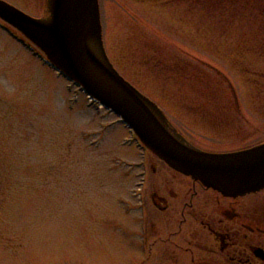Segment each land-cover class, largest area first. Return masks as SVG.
Wrapping results in <instances>:
<instances>
[{"label":"rangeland","instance_id":"374dc122","mask_svg":"<svg viewBox=\"0 0 264 264\" xmlns=\"http://www.w3.org/2000/svg\"><path fill=\"white\" fill-rule=\"evenodd\" d=\"M261 2L99 0L105 51L189 143L261 142ZM16 7L46 14L45 0ZM36 55L0 21V264H142L141 182L151 165L178 171Z\"/></svg>","mask_w":264,"mask_h":264},{"label":"water","instance_id":"95a60500","mask_svg":"<svg viewBox=\"0 0 264 264\" xmlns=\"http://www.w3.org/2000/svg\"><path fill=\"white\" fill-rule=\"evenodd\" d=\"M0 17L36 44L56 71L121 117L174 170L226 196L264 189V142L231 152L202 150L119 74L105 51L99 0H46L42 18L0 0Z\"/></svg>","mask_w":264,"mask_h":264},{"label":"flooded vegetation","instance_id":"af4514ba","mask_svg":"<svg viewBox=\"0 0 264 264\" xmlns=\"http://www.w3.org/2000/svg\"><path fill=\"white\" fill-rule=\"evenodd\" d=\"M3 1L16 7L22 0ZM260 1L264 7V0ZM223 129L232 130L225 127L219 131ZM239 132L236 129L230 134ZM150 169L146 181L141 182L144 193L139 200L143 212L137 234L144 254L142 264H264V189L226 196L177 171L158 175L154 166ZM152 208L158 211L155 218L149 211Z\"/></svg>","mask_w":264,"mask_h":264}]
</instances>
